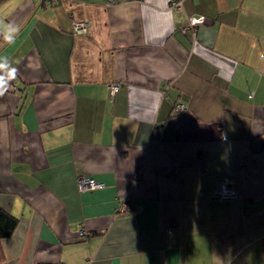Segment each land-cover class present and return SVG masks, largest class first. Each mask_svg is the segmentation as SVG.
<instances>
[{"label": "crops", "instance_id": "1", "mask_svg": "<svg viewBox=\"0 0 264 264\" xmlns=\"http://www.w3.org/2000/svg\"><path fill=\"white\" fill-rule=\"evenodd\" d=\"M181 1L0 4V264H264V0Z\"/></svg>", "mask_w": 264, "mask_h": 264}, {"label": "built area", "instance_id": "2", "mask_svg": "<svg viewBox=\"0 0 264 264\" xmlns=\"http://www.w3.org/2000/svg\"><path fill=\"white\" fill-rule=\"evenodd\" d=\"M46 2H53L54 0H45ZM181 0H172L171 6L172 7H178L180 8L181 6ZM88 26L89 23L86 20H79V19H73L72 20V28H73V33L74 34H82L86 33L88 31ZM187 29H192L194 33V28L192 27L191 24L185 25L181 30L185 32ZM120 89V84L119 83H113L111 84V93L114 96L115 93ZM177 109L180 111L185 110V106L183 104H177ZM79 186L82 190H94L97 188H101L104 186V183L97 181L96 179L90 177V176H81L78 180ZM216 192L218 194L219 198L222 199H233L237 198L240 196V192L233 186L231 183V180L229 177L226 179L220 180L216 184ZM121 211H126V205L123 204L120 207ZM87 232L85 230H82L80 232V236L83 238L87 237Z\"/></svg>", "mask_w": 264, "mask_h": 264}, {"label": "trees", "instance_id": "3", "mask_svg": "<svg viewBox=\"0 0 264 264\" xmlns=\"http://www.w3.org/2000/svg\"><path fill=\"white\" fill-rule=\"evenodd\" d=\"M5 0H0V4ZM4 39V36L0 34V40ZM253 147H260L261 150H264V132L256 135L252 139ZM19 224V219L9 211L0 207V240L7 239L11 237L17 226Z\"/></svg>", "mask_w": 264, "mask_h": 264}, {"label": "clouds", "instance_id": "4", "mask_svg": "<svg viewBox=\"0 0 264 264\" xmlns=\"http://www.w3.org/2000/svg\"><path fill=\"white\" fill-rule=\"evenodd\" d=\"M19 32V28L11 24H0V34L4 36V39L9 43H14L16 35ZM0 71L4 72V75H0V96L7 90L8 82L15 77L16 69L11 68L8 64L0 63Z\"/></svg>", "mask_w": 264, "mask_h": 264}, {"label": "water", "instance_id": "5", "mask_svg": "<svg viewBox=\"0 0 264 264\" xmlns=\"http://www.w3.org/2000/svg\"><path fill=\"white\" fill-rule=\"evenodd\" d=\"M254 151H257V152L260 151V147H255Z\"/></svg>", "mask_w": 264, "mask_h": 264}, {"label": "rangeland", "instance_id": "6", "mask_svg": "<svg viewBox=\"0 0 264 264\" xmlns=\"http://www.w3.org/2000/svg\"><path fill=\"white\" fill-rule=\"evenodd\" d=\"M263 132H264V131H263ZM263 132H262V133H263Z\"/></svg>", "mask_w": 264, "mask_h": 264}]
</instances>
